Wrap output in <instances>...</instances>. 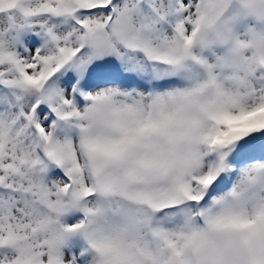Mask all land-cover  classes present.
<instances>
[{
  "label": "snow or ice",
  "instance_id": "obj_1",
  "mask_svg": "<svg viewBox=\"0 0 264 264\" xmlns=\"http://www.w3.org/2000/svg\"><path fill=\"white\" fill-rule=\"evenodd\" d=\"M0 264H264V0H0Z\"/></svg>",
  "mask_w": 264,
  "mask_h": 264
}]
</instances>
